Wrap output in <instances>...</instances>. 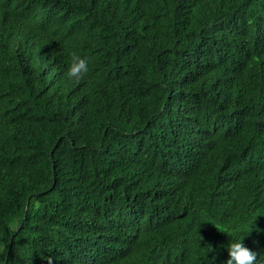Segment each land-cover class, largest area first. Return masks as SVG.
I'll list each match as a JSON object with an SVG mask.
<instances>
[{"label":"trees","instance_id":"16d2710c","mask_svg":"<svg viewBox=\"0 0 264 264\" xmlns=\"http://www.w3.org/2000/svg\"><path fill=\"white\" fill-rule=\"evenodd\" d=\"M237 240L264 264V0H0V264Z\"/></svg>","mask_w":264,"mask_h":264},{"label":"clouds","instance_id":"9594fccd","mask_svg":"<svg viewBox=\"0 0 264 264\" xmlns=\"http://www.w3.org/2000/svg\"><path fill=\"white\" fill-rule=\"evenodd\" d=\"M89 60L78 55L75 51L69 53V63L65 77L79 84L89 74ZM228 259L225 264H261L258 260V253L246 247L242 240L232 242L227 247Z\"/></svg>","mask_w":264,"mask_h":264}]
</instances>
